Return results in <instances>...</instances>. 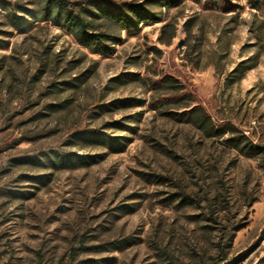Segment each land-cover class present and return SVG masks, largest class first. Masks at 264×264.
Instances as JSON below:
<instances>
[{"label": "rangeland", "instance_id": "rangeland-1", "mask_svg": "<svg viewBox=\"0 0 264 264\" xmlns=\"http://www.w3.org/2000/svg\"><path fill=\"white\" fill-rule=\"evenodd\" d=\"M155 11L103 55L0 7V264H264V13ZM194 106L262 153L176 119Z\"/></svg>", "mask_w": 264, "mask_h": 264}, {"label": "trees", "instance_id": "trees-1", "mask_svg": "<svg viewBox=\"0 0 264 264\" xmlns=\"http://www.w3.org/2000/svg\"><path fill=\"white\" fill-rule=\"evenodd\" d=\"M246 1L249 8L264 13V0ZM180 2L181 0H145L142 3L115 0H41V4H36L35 8H27L19 4H4L0 0V7L5 9V17L17 29L25 28L35 21H50L68 30L90 51L106 55L114 53L123 31L134 30L144 22L159 21L156 8H170ZM175 115L178 121L193 123L209 136L223 137L230 134L226 138L227 142L247 157L262 153L260 147L239 132L233 124L217 126L212 116L201 106H194ZM93 136L101 141L105 139L102 132H95Z\"/></svg>", "mask_w": 264, "mask_h": 264}, {"label": "bare ground", "instance_id": "bare-ground-1", "mask_svg": "<svg viewBox=\"0 0 264 264\" xmlns=\"http://www.w3.org/2000/svg\"><path fill=\"white\" fill-rule=\"evenodd\" d=\"M234 264H245V262L241 260V261H238V262H236Z\"/></svg>", "mask_w": 264, "mask_h": 264}]
</instances>
